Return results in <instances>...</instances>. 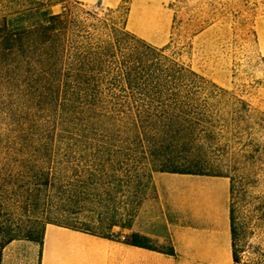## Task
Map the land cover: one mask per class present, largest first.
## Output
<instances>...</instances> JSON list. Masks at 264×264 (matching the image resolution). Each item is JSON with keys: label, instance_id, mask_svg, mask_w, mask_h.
Here are the masks:
<instances>
[{"label": "trees", "instance_id": "trees-1", "mask_svg": "<svg viewBox=\"0 0 264 264\" xmlns=\"http://www.w3.org/2000/svg\"><path fill=\"white\" fill-rule=\"evenodd\" d=\"M64 1L0 0V264L49 225L124 242L80 223V183L92 203L132 169L222 176L206 97L224 90L104 11L54 12Z\"/></svg>", "mask_w": 264, "mask_h": 264}, {"label": "rangeland", "instance_id": "rangeland-1", "mask_svg": "<svg viewBox=\"0 0 264 264\" xmlns=\"http://www.w3.org/2000/svg\"><path fill=\"white\" fill-rule=\"evenodd\" d=\"M78 3L108 13L117 26L126 23L130 33L152 47L167 49L224 90L222 98L205 94L210 96L207 107L224 113L216 123L223 128L216 136L219 147L214 146L221 160L207 173L231 179L239 264H264V0H65L54 12ZM152 174L132 169L124 175L121 192L113 188L107 197L97 189L92 203L80 183V223L125 241V227L139 211ZM76 245L60 238L53 247L63 257L51 264H84ZM43 249L40 242L15 241L5 251L4 264H41Z\"/></svg>", "mask_w": 264, "mask_h": 264}, {"label": "crops", "instance_id": "crops-1", "mask_svg": "<svg viewBox=\"0 0 264 264\" xmlns=\"http://www.w3.org/2000/svg\"><path fill=\"white\" fill-rule=\"evenodd\" d=\"M63 237L76 241L84 264H235L231 179L153 173L124 242L49 225L41 264L62 259L53 245Z\"/></svg>", "mask_w": 264, "mask_h": 264}]
</instances>
